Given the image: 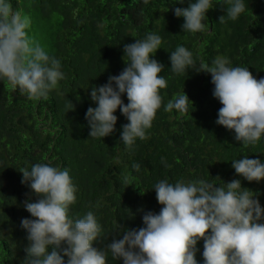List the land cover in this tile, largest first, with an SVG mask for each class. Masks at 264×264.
Here are the masks:
<instances>
[{
  "label": "trees",
  "instance_id": "16d2710c",
  "mask_svg": "<svg viewBox=\"0 0 264 264\" xmlns=\"http://www.w3.org/2000/svg\"><path fill=\"white\" fill-rule=\"evenodd\" d=\"M9 2L14 11L29 17L28 37L60 61L63 78L39 99H29L0 78V264H27L28 233L21 221L35 218L24 202H36L38 196L21 183L20 171L37 164L68 170L76 197L68 216L76 221L89 211L94 214L101 226L92 245L98 250L122 239L124 230L144 227L145 213L159 214L163 205L154 188L164 180L204 181L214 187L239 180L242 190L258 199L262 209L258 222L264 223V179L247 181L232 167V161L245 156L264 163V134L255 144L245 145L235 139L234 130L218 125L222 104L212 94L211 73L197 71L201 63L213 67L223 58L230 68H247L255 79L264 78V0H242L245 11L235 20L226 15L234 0H211L213 7L203 21L206 28L196 33L184 31V18L174 14L175 8H187L196 0ZM150 34L161 37L159 49L149 58L164 66L160 75L167 87L160 89L161 106L145 129V138H135L131 146L121 140L122 126L129 121L119 107L113 113L117 121L112 133L89 136L85 114L98 106L91 99L92 88L127 67L126 44ZM180 46L193 54L195 66L176 73L170 54ZM183 92L192 102L188 112L165 111L167 103ZM121 99L127 105L126 93ZM134 163L140 165L138 171ZM210 234L209 229L206 235ZM203 243L201 239L196 244L197 264H204ZM52 250L53 246L47 249ZM63 259L67 264L68 257ZM106 264H123V259H113L109 252Z\"/></svg>",
  "mask_w": 264,
  "mask_h": 264
},
{
  "label": "clouds",
  "instance_id": "9594fccd",
  "mask_svg": "<svg viewBox=\"0 0 264 264\" xmlns=\"http://www.w3.org/2000/svg\"><path fill=\"white\" fill-rule=\"evenodd\" d=\"M212 7L211 0H196L187 8H175L174 14L184 18V31L196 33L205 30V13ZM244 11L242 0H234L226 15L235 20ZM219 21L223 23L225 17ZM30 23L29 17L13 10L9 0H0V78L13 90L18 87L27 93L29 99H39L47 96L63 73L60 61L28 37L25 30ZM161 42L160 36L150 34L124 46L127 67L118 76H110L106 84L92 88L91 99L98 106L89 107L85 114L89 136L102 138L112 133L117 121L113 113L119 107L129 121L122 126L121 140L131 146L135 138H145V129L151 127L161 106L160 89L167 87L160 75L164 66L149 58ZM170 63L176 73L195 66L193 54L183 46L170 54ZM227 64L226 59H216L213 67L201 63L197 71L211 73L212 94L222 104L216 123L234 130L237 141L255 144L264 134V78L257 80L247 68ZM124 93L127 105L121 99ZM189 102L183 92L164 110L186 114ZM232 167L247 181L264 179V163L259 159L245 156L232 161ZM139 168L133 164L134 170ZM20 172L21 183L38 196L36 202H24L35 218L21 221L28 233L27 264H65L63 257H68L67 264H106L109 252L113 259L122 258L123 264H197L196 244L201 239L204 264H264V223L258 222L262 209L254 193L242 190L239 180L225 187L204 181H161L154 188L158 203L163 205L159 214L145 213L144 227L124 230L122 239L98 250L92 245L101 226L94 214L89 211L76 221L68 216L69 205L76 199L68 170L37 164ZM209 229L211 234L206 235ZM62 242L67 247L62 248ZM49 246H53L51 252Z\"/></svg>",
  "mask_w": 264,
  "mask_h": 264
}]
</instances>
